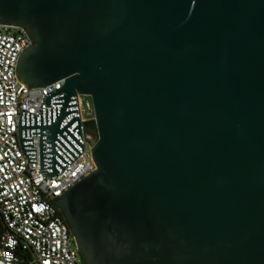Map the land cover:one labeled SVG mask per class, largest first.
<instances>
[{"label":"water","instance_id":"95a60500","mask_svg":"<svg viewBox=\"0 0 264 264\" xmlns=\"http://www.w3.org/2000/svg\"><path fill=\"white\" fill-rule=\"evenodd\" d=\"M0 24L25 87L64 79L19 118L45 180L86 95L96 169L57 198L85 264H264V0H0Z\"/></svg>","mask_w":264,"mask_h":264},{"label":"built area","instance_id":"2783aa9c","mask_svg":"<svg viewBox=\"0 0 264 264\" xmlns=\"http://www.w3.org/2000/svg\"><path fill=\"white\" fill-rule=\"evenodd\" d=\"M30 43L22 28L0 24V264H82L57 198L96 169L91 150L97 136L85 129L86 95L78 93L83 152L55 179L45 180L40 173L39 136H32L35 163L28 161L19 140L20 115L22 111L38 115L45 94L64 85L60 79L27 88L17 79L18 59Z\"/></svg>","mask_w":264,"mask_h":264},{"label":"trees","instance_id":"16d2710c","mask_svg":"<svg viewBox=\"0 0 264 264\" xmlns=\"http://www.w3.org/2000/svg\"><path fill=\"white\" fill-rule=\"evenodd\" d=\"M59 213L61 214V216L64 218V220L66 221V223L68 224V226H69V223H68V221H67V219H66V217H65V215H64V212L59 208ZM69 228H70V226H69ZM3 229V225H2V222H1V220H0V231ZM79 254H80V252H79ZM80 258H81V262H82V264H85L84 263V261H83V258H82V256H81V254H80Z\"/></svg>","mask_w":264,"mask_h":264}]
</instances>
